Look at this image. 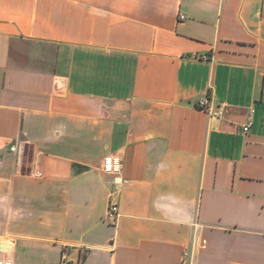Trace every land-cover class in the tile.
<instances>
[{"label":"crops","instance_id":"crops-1","mask_svg":"<svg viewBox=\"0 0 264 264\" xmlns=\"http://www.w3.org/2000/svg\"><path fill=\"white\" fill-rule=\"evenodd\" d=\"M66 246L264 264V0H0V260Z\"/></svg>","mask_w":264,"mask_h":264},{"label":"built area","instance_id":"built-area-1","mask_svg":"<svg viewBox=\"0 0 264 264\" xmlns=\"http://www.w3.org/2000/svg\"><path fill=\"white\" fill-rule=\"evenodd\" d=\"M181 19H185L184 15H181ZM203 59H209V56H204ZM197 106L205 111H207L212 117L222 118L225 115V108L223 106H218L214 108L210 104L209 97H204L197 102ZM252 123L249 122L245 126H243V131L248 133L251 130ZM120 159L115 156H107L104 159L103 168L105 171L110 173H116L119 171L120 168ZM39 176V172L35 174ZM107 217L110 219L111 222L116 223L119 217V206L117 203H111L108 209ZM73 250V246H66L63 250V256L61 260V264H80V263H73L71 260L67 259V255L70 251ZM0 264H13L10 260H0Z\"/></svg>","mask_w":264,"mask_h":264}]
</instances>
